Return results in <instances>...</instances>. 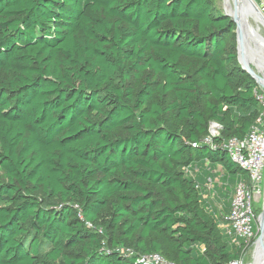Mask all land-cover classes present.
Returning <instances> with one entry per match:
<instances>
[{"label":"trees","instance_id":"obj_1","mask_svg":"<svg viewBox=\"0 0 264 264\" xmlns=\"http://www.w3.org/2000/svg\"><path fill=\"white\" fill-rule=\"evenodd\" d=\"M213 1L0 0V264L240 259L219 145L260 107Z\"/></svg>","mask_w":264,"mask_h":264},{"label":"built area","instance_id":"obj_2","mask_svg":"<svg viewBox=\"0 0 264 264\" xmlns=\"http://www.w3.org/2000/svg\"><path fill=\"white\" fill-rule=\"evenodd\" d=\"M259 1V8L264 14V0ZM253 98L260 107V114L254 126L247 136L242 139L230 138L219 145V148L228 155L230 161L240 168L246 176L237 180L231 194L229 214L225 222L220 223L218 228L223 236L229 238L232 247L241 249L240 259L229 264H244L248 252L254 245L257 235V217L253 209V202L258 199L264 183V90L258 85L252 91ZM220 127L211 123L209 136L205 142L211 143V138L219 135ZM208 163V161H205ZM196 168H184L187 176L194 177ZM222 175V173L220 174ZM221 185L220 177L208 179L202 189V199L209 202L216 198L215 186ZM253 224H255V229ZM204 247L200 246L199 251L203 252ZM123 252V251H122ZM138 264H175L164 259L156 253L139 256Z\"/></svg>","mask_w":264,"mask_h":264},{"label":"water","instance_id":"obj_3","mask_svg":"<svg viewBox=\"0 0 264 264\" xmlns=\"http://www.w3.org/2000/svg\"><path fill=\"white\" fill-rule=\"evenodd\" d=\"M235 11L232 15H228L227 13H223L225 17H228L230 21L235 25V41H236V52H237V61L241 67V69L246 72L255 83L264 90V83L261 81L251 70L249 67V62L246 57L243 58L244 63L240 61V51L242 49L241 39H242V30L241 25L247 24L255 26L259 31L255 34V37L259 41H263L264 43V16L258 10L256 4L252 2V0H232ZM264 221V205L261 214L257 217V222L259 223V237L257 241L263 242L264 236L262 231V222Z\"/></svg>","mask_w":264,"mask_h":264},{"label":"rangeland","instance_id":"obj_4","mask_svg":"<svg viewBox=\"0 0 264 264\" xmlns=\"http://www.w3.org/2000/svg\"><path fill=\"white\" fill-rule=\"evenodd\" d=\"M231 1V5L233 7V4H232V0ZM255 1V4L258 8V10L260 11V8H259V1L258 0H254ZM212 9L214 11V13H220V14H223L224 12L225 13H228L226 10H225V2L224 0H214L213 1V6H212ZM262 12V11H260ZM262 15L264 16V14L262 13ZM248 62H249V67H250V70L255 73L258 77L262 78V80H264V67L262 66L264 63V58L261 54V52L259 51L258 47L255 45V44H252V48L250 50V52L248 53V55L246 56ZM244 62V61H243ZM238 176H246V173H238ZM233 185L230 187L232 190H233ZM213 204V207L216 209V211H220L221 209V204H222V200L218 199V198H215L214 202H212ZM263 205H264V183H263V186H262V190H261V193H260V196H259V199H258V203H254L253 202V209L256 213V217H258L262 210H263ZM225 216V214H224ZM254 226V229L256 228L255 227V224H253ZM256 226H257V235L255 237V241H254V245L251 246L249 252H248V256L246 257L245 261H244V264H254L255 262V243L257 242V239L259 237V223L256 222ZM226 240L229 241V238L226 237Z\"/></svg>","mask_w":264,"mask_h":264},{"label":"bare ground","instance_id":"obj_5","mask_svg":"<svg viewBox=\"0 0 264 264\" xmlns=\"http://www.w3.org/2000/svg\"><path fill=\"white\" fill-rule=\"evenodd\" d=\"M224 2H225V10L228 12L227 14L233 16L235 8H234V6L232 7L231 1L230 0H224ZM252 2L255 4L254 0H252ZM232 4H233V2H232ZM241 30L243 32H242V39H241L242 49L240 51V61L242 63H244L243 58L246 57L248 55V53L250 52V50L252 48V44H255L258 47L259 51L261 52V54L264 58V43H263V41L257 40L255 37V34L258 33L259 30L257 28H255V26L251 27L250 25H247V24H245V26L241 25ZM262 66L264 67V64ZM258 78L261 81H263V83H264V80H262V78H260V77H258ZM261 224H262V231H263V236H264V221ZM255 244L256 245H255V262H254V264H264V240H263V242H261L259 240Z\"/></svg>","mask_w":264,"mask_h":264},{"label":"crops","instance_id":"obj_6","mask_svg":"<svg viewBox=\"0 0 264 264\" xmlns=\"http://www.w3.org/2000/svg\"><path fill=\"white\" fill-rule=\"evenodd\" d=\"M226 218V217H225Z\"/></svg>","mask_w":264,"mask_h":264}]
</instances>
